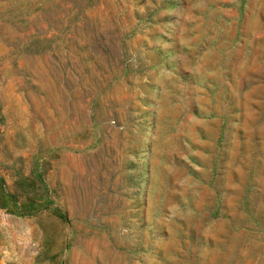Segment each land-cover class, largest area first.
<instances>
[{"label": "rangeland", "instance_id": "374dc122", "mask_svg": "<svg viewBox=\"0 0 264 264\" xmlns=\"http://www.w3.org/2000/svg\"><path fill=\"white\" fill-rule=\"evenodd\" d=\"M0 264H264V0H0Z\"/></svg>", "mask_w": 264, "mask_h": 264}]
</instances>
